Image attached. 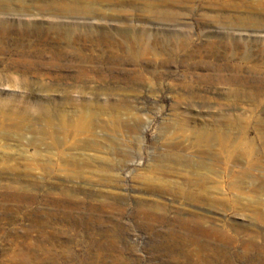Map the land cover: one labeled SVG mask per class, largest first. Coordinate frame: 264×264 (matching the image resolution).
<instances>
[{"label": "rangeland", "instance_id": "rangeland-1", "mask_svg": "<svg viewBox=\"0 0 264 264\" xmlns=\"http://www.w3.org/2000/svg\"><path fill=\"white\" fill-rule=\"evenodd\" d=\"M3 21L0 264H264V0H0Z\"/></svg>", "mask_w": 264, "mask_h": 264}, {"label": "bare ground", "instance_id": "bare-ground-1", "mask_svg": "<svg viewBox=\"0 0 264 264\" xmlns=\"http://www.w3.org/2000/svg\"><path fill=\"white\" fill-rule=\"evenodd\" d=\"M61 11L62 12H65L66 11V12H71V13H75L76 12L75 9H68L67 10L66 8H65V10L62 9ZM78 13H80V11ZM7 28L8 27L5 26L4 21L3 22H0V39H1L2 35L7 34V32L9 31V28L8 29ZM63 30H64V28H62V29L61 28H58L57 33L59 35H62V33H63L62 31ZM43 32L45 33V32H47V30H43L40 27H36L34 24H31V23H25V24L22 23L19 26V30H18V34H20V35H26L28 37H32V36H36V35L37 36H40V35H43ZM72 36H73V40L75 41V40L81 39L82 36H84V35L77 33V34H74ZM35 46H36V44L33 41V39H29L28 42L24 43V45H23V51H20V54H23L26 51H29L31 49L30 47H35ZM1 50H2V46L0 47V51ZM30 51H32V50H30Z\"/></svg>", "mask_w": 264, "mask_h": 264}]
</instances>
